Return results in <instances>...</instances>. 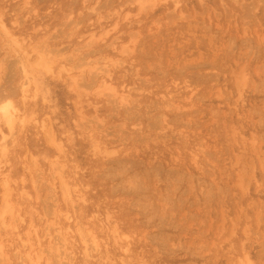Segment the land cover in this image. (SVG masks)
Masks as SVG:
<instances>
[{
	"label": "rangeland",
	"instance_id": "374dc122",
	"mask_svg": "<svg viewBox=\"0 0 264 264\" xmlns=\"http://www.w3.org/2000/svg\"><path fill=\"white\" fill-rule=\"evenodd\" d=\"M139 4L0 0V264H264V0Z\"/></svg>",
	"mask_w": 264,
	"mask_h": 264
},
{
	"label": "bare ground",
	"instance_id": "6f19581e",
	"mask_svg": "<svg viewBox=\"0 0 264 264\" xmlns=\"http://www.w3.org/2000/svg\"><path fill=\"white\" fill-rule=\"evenodd\" d=\"M138 1L140 3L139 4V8L143 9L144 8V5H143L144 0H138ZM1 26H2V28L4 30H6V27H5L4 24H1ZM28 84H29V78L26 76V79H25L24 83L20 85L21 92L24 95L26 93V90H27L26 88H27V85ZM18 113H20V112H18V110L15 108V106L13 107L11 105V103L9 102V100L8 101L6 100V101H3V102L0 103V137H1L0 138L1 139L0 140V152H1V155H4L5 154V151H6V141L12 135V133H13V129H14L15 122L19 119ZM2 125L7 128V130H8L7 133H5V132L2 131V129H1V126ZM7 206L8 205H6V207ZM6 207L0 213V218H2V219L4 218V214L7 212V208ZM92 244H93L92 246L94 248L97 247V244L95 242H92Z\"/></svg>",
	"mask_w": 264,
	"mask_h": 264
}]
</instances>
